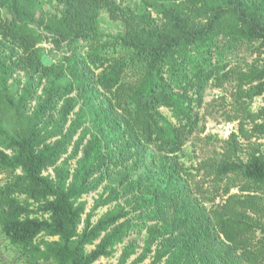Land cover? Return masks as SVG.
Masks as SVG:
<instances>
[{
  "label": "trees",
  "instance_id": "16d2710c",
  "mask_svg": "<svg viewBox=\"0 0 264 264\" xmlns=\"http://www.w3.org/2000/svg\"><path fill=\"white\" fill-rule=\"evenodd\" d=\"M229 85L238 128L188 167ZM0 172V264H95L132 232L118 264H264V0H0Z\"/></svg>",
  "mask_w": 264,
  "mask_h": 264
},
{
  "label": "rangeland",
  "instance_id": "374dc122",
  "mask_svg": "<svg viewBox=\"0 0 264 264\" xmlns=\"http://www.w3.org/2000/svg\"><path fill=\"white\" fill-rule=\"evenodd\" d=\"M101 29L106 33H117L122 30V26L120 22L114 21L110 18L109 14L106 11L102 12L101 15ZM47 49L49 53V57L54 62H59L63 59L65 53L62 50H58L55 46L49 42L44 41L41 45ZM242 59L246 58V60L251 63L254 59H256L257 55L253 52L247 51L244 55L241 56ZM242 61V60H241ZM24 72L17 73L15 78L10 81L12 85L13 92L19 91L22 83L25 80ZM231 89L232 87L226 86L224 88H216L214 86H210L207 89L205 102L200 109V113L203 116L201 130L195 133L189 142L186 144L184 152L182 154V160L188 167H195L198 163L208 156L214 149H219V147L223 144V140L227 139L230 133L234 130H237L238 123L230 122L226 120L227 110L231 106ZM262 104L261 99H257L254 103V108L258 109ZM34 105V103H33ZM5 107V105H4ZM162 111L167 115L171 116V112L162 108ZM5 119L8 121L10 127H15V119L11 113H5ZM52 172V169L49 170ZM7 180V174L4 172H0V183H4ZM101 191L99 189L96 192H92L84 196V200L88 202L87 210L92 207L94 203V198L98 196V193ZM108 207H103L98 211V214L94 217L96 220L102 213H104ZM85 219V217H84ZM84 227V222L80 226V230ZM136 240L137 243L142 246L144 243V235H139L137 232H132L129 237L125 239L124 244H118L116 247L115 253L110 257H101L95 264H118L119 257L121 255L122 249L125 244L129 241ZM94 246H88V250L93 249ZM141 251V249H139ZM12 255H4L1 259L4 262L11 261ZM150 262L148 259L144 264Z\"/></svg>",
  "mask_w": 264,
  "mask_h": 264
}]
</instances>
